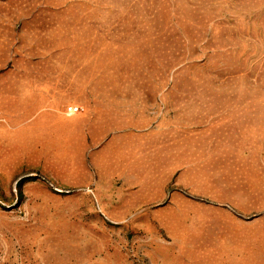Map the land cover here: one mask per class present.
Masks as SVG:
<instances>
[{"label": "crops", "instance_id": "1", "mask_svg": "<svg viewBox=\"0 0 264 264\" xmlns=\"http://www.w3.org/2000/svg\"><path fill=\"white\" fill-rule=\"evenodd\" d=\"M92 8L88 0L0 3V77L10 78L0 82V129L23 122L27 128L36 119L31 131L50 144L42 150L57 153L51 163L85 151L91 178L85 186L101 200L115 198L123 216L154 214L163 229L173 223L170 216L194 218L179 225L175 244H217L202 247V254L218 255L224 264L245 257L264 264L263 216L172 208L186 203L182 190L221 199L210 190L215 175L227 177L238 200L264 201V84L235 86L245 91L208 103L199 96L173 99L171 82L150 80L148 70L141 75L134 50L129 55L119 48H93L95 41H134L139 34L73 29L76 23L85 29ZM109 54L123 60L115 63ZM150 88L157 91H142ZM66 105L83 111L66 114ZM49 135L66 140L70 149H54Z\"/></svg>", "mask_w": 264, "mask_h": 264}, {"label": "rangeland", "instance_id": "2", "mask_svg": "<svg viewBox=\"0 0 264 264\" xmlns=\"http://www.w3.org/2000/svg\"><path fill=\"white\" fill-rule=\"evenodd\" d=\"M88 1L91 20L85 29L78 23L73 29L139 34L134 41H95L93 48H119L129 55L134 50L141 75L148 70L150 80L171 82L173 99L199 96L208 103L245 91L235 86L264 84V0ZM4 80L10 78L0 77ZM36 121H28L27 128L23 122L16 129H0V264H224L218 255L202 254V247L217 244H175L179 225L194 218L170 216L173 223L163 229L154 214L123 216L115 198L102 195L101 200L99 192L85 186L91 181L85 151L62 154L51 163L57 153L42 150L50 144L31 131ZM49 136L54 149H70L66 140ZM212 177L211 193L221 199L182 190L186 203L172 208H226L247 219L264 218V201L238 200L226 176ZM240 261L251 264L248 257Z\"/></svg>", "mask_w": 264, "mask_h": 264}, {"label": "built area", "instance_id": "3", "mask_svg": "<svg viewBox=\"0 0 264 264\" xmlns=\"http://www.w3.org/2000/svg\"><path fill=\"white\" fill-rule=\"evenodd\" d=\"M81 111H83V107H81V106H77V105H68L67 107H66V113L67 114H76V113H78V112H81Z\"/></svg>", "mask_w": 264, "mask_h": 264}]
</instances>
